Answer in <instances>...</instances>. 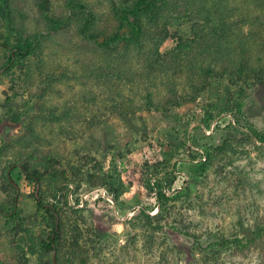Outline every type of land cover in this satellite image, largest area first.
I'll return each mask as SVG.
<instances>
[{
	"label": "rangeland",
	"instance_id": "374dc122",
	"mask_svg": "<svg viewBox=\"0 0 264 264\" xmlns=\"http://www.w3.org/2000/svg\"><path fill=\"white\" fill-rule=\"evenodd\" d=\"M69 1L48 0L42 11L34 0H10L12 23L24 38L38 34V42L0 72V264H51L53 253L55 264H80V258L83 264H264V143L238 131L226 135L228 144L213 152L203 170L184 161L195 152L186 136L199 147H214L232 131L223 122L205 135L200 125L207 112L231 118L234 102L242 103L240 121L264 136V72L249 73L244 85L229 75L204 80L199 69L207 63L217 68L240 52L253 63L264 58V0H153L152 10L139 17L140 42L118 40L108 51L78 34L82 17L68 14ZM72 2L84 5L104 30L115 24L112 3H131ZM58 18L65 24L53 28L48 19ZM8 33L1 21L0 41L8 36L12 44L15 34ZM122 34L129 35V28ZM173 92L181 97L176 106L165 101ZM45 106L54 107L58 119L38 112ZM28 124L34 136L22 147L17 139ZM17 153L40 156L36 168L44 180L37 196L54 185L45 173L72 184L73 200L103 186L98 176L104 175L120 187L115 205L121 212L139 208L118 222L92 197L82 198L79 213L61 207L64 247L76 240L81 251L73 258L62 254L63 245L46 251L42 240L53 239L54 230L36 208V183L9 168L19 161ZM176 161L168 198L148 214L156 206L147 179L167 174ZM8 168L18 187L15 203V189L4 181ZM179 173L186 178L181 189ZM56 200L66 202L65 190L57 191ZM258 230L247 247L215 246L224 239L245 241Z\"/></svg>",
	"mask_w": 264,
	"mask_h": 264
},
{
	"label": "trees",
	"instance_id": "16d2710c",
	"mask_svg": "<svg viewBox=\"0 0 264 264\" xmlns=\"http://www.w3.org/2000/svg\"><path fill=\"white\" fill-rule=\"evenodd\" d=\"M152 1L153 0H119L120 4H127L131 2L128 6H116V4L112 3L111 5V11L115 17V24L114 27H112L110 30H104L96 27L95 25V15L91 14L90 12L86 13L84 10V5H82L80 2H72L69 1L67 3V8L69 9V15H77L79 14L82 18V22L79 23L76 27L78 34L83 37L84 39L91 40L94 43L98 45L99 48L103 49L104 51H108L111 48V44L115 43L118 40H125L127 43H131L133 45H137L142 36H143V30L141 21L139 19L140 16H142L144 13H147L148 11L152 10ZM35 4L39 9L42 11L47 9L48 0H34ZM11 6H10V0H0V25L1 21L5 24V27L7 31L9 32L7 35L11 36L13 33L15 34L13 40V43L8 42V36H6L3 41H0V52L2 57L4 58V72H8L10 70V67L18 61V59L25 57L32 53L33 48L37 45L38 42V34L33 35L30 39L24 38L21 36V30L19 27L15 26L12 22V12H11ZM134 15L135 19L133 22L130 21L129 16ZM79 20V19H78ZM65 18L59 20V18L55 21L53 19H48V22L50 25H52L53 28H57L61 24L64 23ZM124 28H129V35L124 36L122 34V30ZM42 36V34H41ZM1 39V36H0ZM14 58V60H13ZM221 65H219L217 68L214 66V64L210 65L209 63L205 64L204 66H199L200 73L203 75L204 80L209 77H215L220 78L224 75H229L231 78L234 79V83H241L244 84L249 80L250 74L253 73L254 76H262L264 72V58L258 59L257 63H253L250 61V59L244 55L241 54V52L233 59H227V60H221ZM3 72V73H4ZM240 92L242 87L239 86ZM181 97H178L173 92L170 97L166 98V102L171 103L173 106H176L180 103ZM240 101V99H239ZM241 102H234L233 105L228 108H234V113H231V118L233 120V123L231 124L225 116L221 115H228L227 112H221L217 114H211L210 112H207L205 116L202 119L201 124L204 126H208V124L213 119L216 120L215 130L218 128L220 123L222 124V128H231L227 133H225V136L221 140V143L219 145H211L210 147H203V154L205 156L204 161L195 162L192 163L191 160L194 159L196 154H191L192 151H190L189 159H186L188 164H190L191 168L201 169L203 170L208 162L210 161V158L213 155V152L216 150H220L222 147H225L228 144V137L233 134H238V131H241L244 133L245 136L253 137L255 141L264 143V136L258 135L256 132H254L253 129H250L248 126H245L244 123H242L240 120L242 112H241ZM226 108V109H228ZM38 112L44 113L45 117H49L52 120L58 119L57 114L55 113L54 107H40L38 108ZM230 115V114H229ZM16 120V118H14ZM46 119V118H44ZM245 131H244V129ZM234 130V131H233ZM33 128L28 124L25 128V132H23L22 136L17 139V142L22 146H26L28 144V140H30L32 135ZM228 134V135H227ZM227 135V136H226ZM186 139L189 140V142L196 147H199L198 144H195L194 138L191 139V135L188 137L186 136ZM264 145V144H263ZM259 146V145H257ZM7 147H10L7 145ZM3 149V147H2ZM18 157L20 158L19 161L13 162L10 166H14L12 169H17L18 171H22L27 178H29L33 182L41 183L44 180V175L40 176L41 172L37 170L36 167L40 166V156L33 155L31 153L26 154L25 156L20 155L17 153ZM23 159V160H21ZM28 160H35L31 164H28ZM22 161V162H20ZM179 161H176L175 163H172L170 165V169L167 172V174L164 173L163 176H157L153 175L146 181V186L148 190L151 192V196L155 200V206L157 207V210L159 208V203L161 201H165V198H168L166 193L162 191V188L168 189L170 188L171 184L175 180V166L178 165ZM185 163V162H184ZM17 166V167H16ZM178 167V166H177ZM189 167V168H190ZM178 169V168H177ZM11 172V170H10ZM9 172V177H10ZM168 175V176H166ZM11 178V177H10ZM45 178L48 180V183L50 184V181L54 182V185L51 189V191L47 190L45 193L44 191H39L38 193V200L35 198V205L38 210H42L44 214H46V220L48 224H50V228L52 230H57L56 232L52 231V236L54 238H48L45 240H42V248L46 251L50 249H55L56 251L61 250V246L64 247L65 239L63 238V233L65 231V224L62 219V213H66V210L61 207H66L70 212L73 213H79L81 211L80 209L72 208L70 206H65L64 202L63 204L56 200V194L57 191H63L66 188V183H58L55 182V174L45 173ZM100 180V185H103V187L107 188L109 191L113 193L114 199L117 201L118 196L120 194V187L112 186L109 184V182L106 181V176H98ZM4 181L5 184L9 188H13L6 176L4 175ZM106 183V184H105ZM94 187V186H93ZM99 187V186H98ZM45 193V194H44ZM51 197L54 201V204H47L44 203V198ZM15 202V200H14ZM154 205V204H153ZM154 207V206H153ZM151 209V207H150ZM14 210V206H13ZM13 210L10 214L14 216ZM1 212V211H0ZM141 212L144 214V216H149L145 211L141 210ZM76 228V227H75ZM79 231V229H78ZM260 230L256 232V234L245 240L242 241L240 238H233L231 240H222L218 241L215 246H224L227 242H232L235 244L236 247H247L249 245H252L254 242L255 236H260ZM79 235V232L77 233V236ZM53 244V247L52 245ZM64 251L62 254H69L70 258L75 257L78 255L79 251H81V246L78 244L76 240H69L68 243H66L64 247ZM85 261V258H80L79 263L83 264Z\"/></svg>",
	"mask_w": 264,
	"mask_h": 264
},
{
	"label": "built area",
	"instance_id": "2783aa9c",
	"mask_svg": "<svg viewBox=\"0 0 264 264\" xmlns=\"http://www.w3.org/2000/svg\"><path fill=\"white\" fill-rule=\"evenodd\" d=\"M224 116L227 119V121H229L231 124L233 123V120H232V118H230L229 115H224ZM216 120L217 119L211 120V122L208 124V126H204L201 124L200 125V131H202L205 135H210L211 133H213L215 125H216ZM189 147H193L195 150L194 153L196 154L194 159L191 160L192 163L204 161L205 156L203 154V148L202 147H196L193 145H189ZM179 177H180V179L178 178L179 187L177 186V188L181 189V188H184V186L186 184V178H184L183 173H181V174L179 173ZM72 189L74 190L72 184L66 185L65 194H66V202L68 203V206H70L72 208L80 209L83 206L84 200L86 199L85 197H87V196L92 197V199L98 200L104 206H106V208L108 209L109 214L112 217V219L116 220L118 222L127 221L133 215L134 209L139 208L136 206L135 208L128 209V210L121 212L118 209L117 205H115L116 202H115V199L113 197V193L103 186L95 187L94 189H92V191L90 190L86 196H82V198L84 200L82 198H79L78 200L77 199L73 200ZM167 190L168 189L162 188V191H164L166 193H167ZM58 195H59V193H58ZM156 212H157V207L153 208V211L147 212V213L152 215V214H155Z\"/></svg>",
	"mask_w": 264,
	"mask_h": 264
},
{
	"label": "water",
	"instance_id": "95a60500",
	"mask_svg": "<svg viewBox=\"0 0 264 264\" xmlns=\"http://www.w3.org/2000/svg\"><path fill=\"white\" fill-rule=\"evenodd\" d=\"M4 69H0V72L1 71H3ZM6 176H7V178H8V180H9V182H10V184H11V186L15 189V194H14V198L16 199V197H17V192H18V187H17V184L9 177V170H7V172H6ZM37 188H38V184H37V182H36V188H35V191H34V194H36V190H37ZM35 197H36V195H35ZM37 198V197H36ZM15 203V202H14ZM13 212H14V210H13ZM52 245V247H53V244H51ZM51 264H55V254L53 253L52 254V257H51Z\"/></svg>",
	"mask_w": 264,
	"mask_h": 264
},
{
	"label": "flooded vegetation",
	"instance_id": "af4514ba",
	"mask_svg": "<svg viewBox=\"0 0 264 264\" xmlns=\"http://www.w3.org/2000/svg\"><path fill=\"white\" fill-rule=\"evenodd\" d=\"M7 170H9V172H10V169H9V168H8ZM6 172H7V171H6ZM35 195H36V194H34V197H35ZM36 197H37V195H36ZM36 197H35V198H36ZM36 199L38 200V197H37ZM14 200H15V198H14ZM2 213H3V212H2ZM3 214H4V213H3Z\"/></svg>",
	"mask_w": 264,
	"mask_h": 264
}]
</instances>
